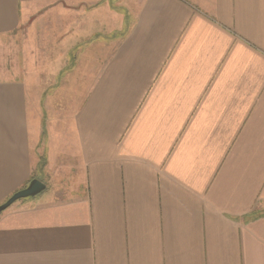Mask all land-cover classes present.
<instances>
[{"label":"crops","instance_id":"obj_1","mask_svg":"<svg viewBox=\"0 0 264 264\" xmlns=\"http://www.w3.org/2000/svg\"><path fill=\"white\" fill-rule=\"evenodd\" d=\"M32 25L67 35L0 77V206L46 185L0 264H264V0H0Z\"/></svg>","mask_w":264,"mask_h":264},{"label":"rangeland","instance_id":"obj_2","mask_svg":"<svg viewBox=\"0 0 264 264\" xmlns=\"http://www.w3.org/2000/svg\"><path fill=\"white\" fill-rule=\"evenodd\" d=\"M33 28V25L24 27L8 39L0 40V77L23 80L30 75L33 78L37 67L43 66L48 74L44 80L51 84L53 77L51 63L62 56L58 53L56 44L58 43V50L61 52L60 43L67 32L55 36L50 32L40 34Z\"/></svg>","mask_w":264,"mask_h":264},{"label":"water","instance_id":"obj_3","mask_svg":"<svg viewBox=\"0 0 264 264\" xmlns=\"http://www.w3.org/2000/svg\"><path fill=\"white\" fill-rule=\"evenodd\" d=\"M46 189V185L43 184L41 181L35 179L31 182V185H29L27 188L18 191L15 193L6 203L0 206V213L8 209L12 204L15 202L27 199L31 197H35L41 192H43Z\"/></svg>","mask_w":264,"mask_h":264},{"label":"trees","instance_id":"obj_4","mask_svg":"<svg viewBox=\"0 0 264 264\" xmlns=\"http://www.w3.org/2000/svg\"><path fill=\"white\" fill-rule=\"evenodd\" d=\"M258 215H254V216H252L251 218H253V217H257Z\"/></svg>","mask_w":264,"mask_h":264}]
</instances>
